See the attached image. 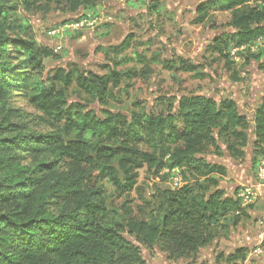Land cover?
<instances>
[{
	"label": "trees",
	"instance_id": "trees-1",
	"mask_svg": "<svg viewBox=\"0 0 264 264\" xmlns=\"http://www.w3.org/2000/svg\"><path fill=\"white\" fill-rule=\"evenodd\" d=\"M24 4L45 12L54 4L72 14L82 9L87 14L96 6L94 0H24ZM148 7L161 12L158 1ZM17 9L0 0V264H148L143 247L157 248L169 260L192 263L201 248L239 225L258 199L255 207L260 210L261 196L243 206L237 193L227 195L222 186L227 165L207 156L221 158L227 153L244 163L251 146L256 170L264 157V95L255 112L256 137L251 143L250 124L232 97L183 94L173 101L165 99L168 105L159 112L88 110L81 102L69 103L72 92L106 107L114 87L125 79L152 75L146 54L135 50L133 57H124V62H140V72L109 65L106 73L80 70L77 65L59 67L47 82L39 79L31 87L32 71L41 70L43 60L54 53L12 37ZM218 12H228L229 17L220 23L223 31L208 49L234 70L232 79L241 80L231 57L234 47L245 46L238 51L240 57L245 63L255 59L264 69V0H202L195 22L212 20ZM132 39L130 34L102 51L108 57L122 54L132 47ZM259 40L263 46L252 52L250 45ZM12 44H17L13 52ZM18 58H23V70L15 72L11 60ZM152 61L157 62L156 56ZM160 63L165 69L198 73L182 55ZM21 92L43 113L50 132L32 129L22 111L10 104ZM145 167L155 175L178 168L183 184L174 187L166 170L169 184L155 186L147 215L125 207L121 223L109 221L101 180L108 179L120 195L130 194ZM248 251V245H240L219 253L216 260L241 264Z\"/></svg>",
	"mask_w": 264,
	"mask_h": 264
},
{
	"label": "rangeland",
	"instance_id": "rangeland-1",
	"mask_svg": "<svg viewBox=\"0 0 264 264\" xmlns=\"http://www.w3.org/2000/svg\"><path fill=\"white\" fill-rule=\"evenodd\" d=\"M7 1L18 7L13 17L17 28L11 34L12 37L33 41L37 47L54 53L43 60L41 70H31V87L39 79L47 82L55 69L59 67H76L77 65L80 70L106 73L108 72L106 66L109 65L117 70L129 69L140 72L143 67L140 62L135 59L124 62V57H133L132 52L135 50L146 54L154 70L152 75L146 78L138 76L125 79L121 85L114 87L113 95L108 99L106 107L93 101L84 93L72 92L68 99L69 103L81 102L88 110H95L98 113L102 108L125 113L141 109L159 112L168 105V100L165 99L170 98V101H173L183 94H206L219 98L233 94L236 88L237 92L239 91L243 96L245 92L251 91L250 83L253 77L256 81L264 79V69L260 67L259 62L250 59L249 62L242 64L245 60L241 57L240 61L234 60L236 62L234 68L239 74L241 83L234 84L232 79L234 70H228L223 57L208 49L209 43L223 31L220 23L224 22L229 14L218 12L212 15V20L214 17L216 22L210 18L205 23H196L194 10H196L197 2L202 0H94L96 6L94 10L89 9L87 14H84L85 9L72 14L56 8L54 4L48 12L37 8L29 10L24 0ZM156 1L160 3V13H155L148 7L149 2L152 4ZM179 10L181 12L177 15ZM99 11L102 20H98L93 25L68 31L65 35H51V30L55 27L80 18L82 15L98 16ZM108 16H112V20H108ZM130 34H133V44L130 49L122 54L113 53L109 57L104 54L102 47L119 44ZM16 47L17 44H12L10 50L13 52ZM175 54L182 55L195 64L198 73L163 68L160 61L172 58ZM155 56L157 62L152 61ZM21 61L23 58L11 60L16 65L15 72L23 70ZM114 62L120 63L116 65ZM201 72L204 73L203 76ZM10 104L22 111L29 119L28 124L32 129L45 133L52 130L43 113L30 104L25 93L21 92L19 96H13ZM207 158L212 161L218 159L216 155H209ZM248 167L245 174L251 180H255L256 171L251 162ZM166 170L155 175L146 167L141 169L136 189L130 194L123 195L116 191L115 186L108 179H102L100 185L110 213L108 220L121 223L123 218L120 213L125 211V207L130 208L134 214L147 215L151 211L153 197L156 194L155 186L169 184V177L165 175ZM231 171H228L225 177H230ZM225 177L222 180V186L228 194L232 191L230 192L232 196L238 194L243 185L251 183L250 180H245L244 184L239 185L235 191V187L227 186L234 179L226 180ZM258 201L259 199L252 209L247 208L248 211L245 215L243 214L242 222L232 228L230 233L226 229L222 232L225 236L220 240L201 248L195 262L190 263L185 259L169 260L167 254L157 248L143 247L142 254L148 264H226L225 262L217 263L219 253H229L237 246L248 245L247 259L241 264H264V225L261 223L264 221V201L259 202L260 210L256 208ZM247 205L243 203V206ZM261 240L262 243H260Z\"/></svg>",
	"mask_w": 264,
	"mask_h": 264
},
{
	"label": "crops",
	"instance_id": "crops-1",
	"mask_svg": "<svg viewBox=\"0 0 264 264\" xmlns=\"http://www.w3.org/2000/svg\"><path fill=\"white\" fill-rule=\"evenodd\" d=\"M198 3L199 1L197 2V4ZM197 4H196V7H197ZM187 8H190V7H187ZM180 10L177 12V15L181 12ZM194 11L196 13V10ZM170 12L173 13V11L171 10ZM262 46H263L262 41L259 40L255 44L250 45V48L252 52H256ZM244 63L245 61H243L242 64ZM240 81L241 80H234V84L241 83ZM250 85H251V91L245 92L243 96H242V93H240L239 91L237 92V88H236L235 89L236 92H234L233 94H228L227 97L234 98L238 103L240 113L246 116L247 121L250 124L249 137H250V143H251V141H253L256 137L254 133V116H255V112L258 106L262 103V99L264 95V79L262 81H256V78L253 77ZM209 96L215 97L216 99H220V97L217 98L216 96H212V95H209ZM249 149H250V152H249ZM246 153H247V156H246V160L244 161V163H239V162L234 161L233 159H231V157L228 156L227 153L223 157L217 159L218 162L227 165L228 171H231L232 169L234 170L230 172V177H225V178L226 180H228V178L234 179V181L232 183H229L227 186L230 188L235 187V191L236 189H238L239 185L242 186L244 184L243 181L245 180H250L249 182L251 183L254 182V180H251V178H248L247 174H245L246 169L249 168L248 164L251 162V159H252L253 148L249 146L247 148ZM250 156H251V159H250ZM230 192L229 194L227 193V195L232 196ZM260 196L264 200V186L261 189ZM260 243H262V240Z\"/></svg>",
	"mask_w": 264,
	"mask_h": 264
},
{
	"label": "built area",
	"instance_id": "built-area-1",
	"mask_svg": "<svg viewBox=\"0 0 264 264\" xmlns=\"http://www.w3.org/2000/svg\"><path fill=\"white\" fill-rule=\"evenodd\" d=\"M98 14V16H81L76 20L68 21L64 24H61L60 26L55 27L51 30V35H65V33H67L68 31H76L83 29L84 27H87L89 25H93L98 20H102L100 16L101 12L99 11ZM107 19L112 20V16H108ZM244 49H246L245 46L234 47L231 50L232 59L235 61H240L241 57L238 51ZM255 171L256 178L254 182L243 185L238 192V197L244 204L253 203L257 199V197L260 196L261 189L264 186V157L259 160ZM167 172L171 173L170 181L174 187H179L183 184V178L178 168L172 169L171 171L167 170ZM261 223L264 225V221H261Z\"/></svg>",
	"mask_w": 264,
	"mask_h": 264
}]
</instances>
